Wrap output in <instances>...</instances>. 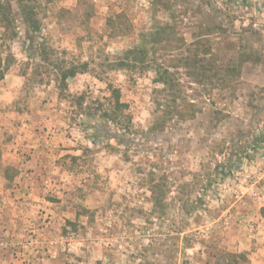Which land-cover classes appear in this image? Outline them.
<instances>
[{
    "label": "rangeland",
    "instance_id": "obj_1",
    "mask_svg": "<svg viewBox=\"0 0 264 264\" xmlns=\"http://www.w3.org/2000/svg\"><path fill=\"white\" fill-rule=\"evenodd\" d=\"M8 1L15 22L6 30L0 18V56L9 49L10 69L26 77L0 111H27L61 132L41 167L35 155L25 172H4L11 135L0 128V264H227L228 254L250 264L242 248L256 243L251 227H264V0H25L50 61L87 64L62 90L58 69L22 61L33 37ZM141 47L143 62L117 67ZM192 52L210 57L218 78L234 72L191 83L178 67L169 69L177 90L153 82L156 68ZM108 84L127 105L119 120L128 130L102 119ZM176 96L198 113L156 130Z\"/></svg>",
    "mask_w": 264,
    "mask_h": 264
},
{
    "label": "trees",
    "instance_id": "obj_2",
    "mask_svg": "<svg viewBox=\"0 0 264 264\" xmlns=\"http://www.w3.org/2000/svg\"><path fill=\"white\" fill-rule=\"evenodd\" d=\"M25 0H16L15 5L17 6L19 13H20V18L24 24V26L27 28V30L32 34L33 40L28 38L29 44L22 43L23 46V54L25 55L27 59L26 66H29L28 63H41V62H48L49 65L52 66V68L58 69V74L56 77V85H58L59 89H66V81L68 79L74 78L76 75L83 74L87 72V64H79V65H70L69 67H61L56 66L53 64V62L50 61L49 58V52L45 51V48L43 47V44H39L36 42V39L40 37V23L37 19V12H35L34 8L24 4ZM165 10H168L169 12L171 11L169 7L164 6ZM0 12H1V20L4 22L3 25H5L6 30L9 29L7 27L11 26V24H14V16L12 12V7L10 5V2L8 0L2 1L0 0ZM165 28V27H164ZM162 32H165L164 29H161ZM121 35H124V32H118ZM157 36L160 35V33L156 34ZM18 35L16 33H11V35L8 37L9 41H13L15 39H18ZM152 41L148 44L153 46L154 43L157 41L155 36L150 37ZM144 39H147L144 37ZM145 46V45H144ZM53 53L52 51H50ZM189 53V52H188ZM126 56H124V60L119 59L117 62V67L119 69L123 68H129L133 67V64L129 66L128 63H136V61L143 62V58H146L147 55L149 54L145 48L141 47L139 49H134V50H129L126 51ZM139 56H142L143 58H138ZM206 55V53H204ZM210 56V54H209ZM210 58V57H209ZM209 58H204V57H196V52L190 53V55H186L185 57H180L178 59H175L173 61L176 62V66H169L165 67L162 70L160 68H156V78L154 79V83L160 84L163 89L162 90H172L176 89V87L179 86V82L175 83L174 82V77L175 73L169 72L170 68H182L184 71V75L187 78H190L192 80L191 83L195 81H199L197 83H202V79L204 80H216L223 82L225 76L230 75L231 73L234 72L232 68H223V74L224 76H221L218 78L217 75L222 73L221 69H216L212 67V62L210 61ZM14 57L10 54L9 49H8V54L4 58L0 56V81L4 78L8 70L10 69L11 65L15 63ZM127 62V63H126ZM38 68H41L42 66L40 64H37ZM45 74L49 75L48 71L45 69L44 71ZM22 78L26 77L25 73H21L19 75ZM42 81V80H40ZM188 83V82H187ZM190 83V82H189ZM188 83V84H189ZM107 90L110 93V99L112 100L111 106L109 107L108 110L104 111L102 113V119L107 122H111L117 126H120L126 130H128L127 125H123V122H121L119 119L123 114V111L126 109L127 105L122 103L121 100V93L118 88L113 87L111 84L107 85ZM177 90V89H176ZM180 99L179 97H172L170 103L162 105L165 108L164 115L160 120L155 124L154 128L156 130L162 131L163 128L166 127L168 122H171L172 119L174 118L176 121H185V120H191L195 117L196 113H198V110L195 108L191 103H186L185 101L182 100L181 104H177L176 100ZM83 98L79 96L76 100V104L80 107L82 105ZM93 130L98 133L96 128L94 127ZM250 151H253L254 147L251 146L248 148ZM247 150V149H245ZM9 168L7 166L4 167V172L8 171ZM264 212V209H262ZM227 258V264H238V259L245 261V256L239 254H228L225 255Z\"/></svg>",
    "mask_w": 264,
    "mask_h": 264
},
{
    "label": "crops",
    "instance_id": "obj_3",
    "mask_svg": "<svg viewBox=\"0 0 264 264\" xmlns=\"http://www.w3.org/2000/svg\"><path fill=\"white\" fill-rule=\"evenodd\" d=\"M21 57H23L22 61L26 60L24 55ZM21 86L22 77L12 68L9 69L0 81V109L12 104ZM26 115L27 111H13L10 114L0 111V128L2 131L7 130L11 135L2 146V166L22 167L24 172L33 165L35 155L38 157V166H42L45 156L43 150L48 147H59L58 141L61 132L60 129L44 130L47 127L44 120L35 122L34 119L28 118ZM64 141L66 147L72 143L66 138ZM34 161L36 163L37 159ZM26 185L28 184H18L15 189L18 192L22 191L26 189ZM250 231H252L251 237L255 239L256 243L242 249L247 251L250 264H264V227L254 229L253 226Z\"/></svg>",
    "mask_w": 264,
    "mask_h": 264
}]
</instances>
